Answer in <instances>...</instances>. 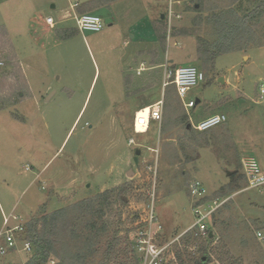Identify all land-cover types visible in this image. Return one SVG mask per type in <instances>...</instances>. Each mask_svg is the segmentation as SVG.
Returning a JSON list of instances; mask_svg holds the SVG:
<instances>
[{
    "label": "rangeland",
    "instance_id": "obj_1",
    "mask_svg": "<svg viewBox=\"0 0 264 264\" xmlns=\"http://www.w3.org/2000/svg\"><path fill=\"white\" fill-rule=\"evenodd\" d=\"M76 1L15 0L0 12V231L14 212L40 221L54 242L46 224L68 209L48 253L55 264H101L115 235L126 252L120 261L138 264L129 242L154 203L159 242L170 245L165 264L203 256L206 264H264V194L247 190L241 165L254 157L264 170V20L238 32L237 50L212 68L198 52L222 40L223 21L244 19L264 0H195L171 26L162 19L167 0H83L101 7L87 11L103 20L101 32L61 22ZM49 16L61 24L47 26ZM185 66L206 76L184 100L194 108L174 84L165 87L166 71ZM163 98L161 127L136 132L137 113ZM209 114L227 122L193 129ZM194 181L207 203H223L208 223L211 239L187 232ZM93 218L98 230L87 236Z\"/></svg>",
    "mask_w": 264,
    "mask_h": 264
},
{
    "label": "built area",
    "instance_id": "obj_2",
    "mask_svg": "<svg viewBox=\"0 0 264 264\" xmlns=\"http://www.w3.org/2000/svg\"><path fill=\"white\" fill-rule=\"evenodd\" d=\"M168 11L164 14V20L170 26L177 20L183 19V10L194 5L195 0H167ZM78 3H74L71 8L64 12L61 22L71 20L78 30L89 32H101L105 25L103 20L94 14H79ZM53 17L46 18V24L55 28L59 23ZM4 63L0 61V67ZM165 87L169 84L176 86L179 99L184 103L189 91L206 81L205 73L195 66L178 67L174 70L166 71ZM261 99L264 98V86L261 89ZM165 101L164 98L158 100L148 107V114L137 113L134 126L136 132L138 126L145 128L148 132L153 123H158L159 128L163 121ZM186 108H194L196 103L192 100L184 103ZM227 117L223 114L212 115L200 121L194 129L200 133L208 132L218 126L224 125ZM242 172L247 181V190H258L264 194V170L258 160L254 157H244L241 159ZM190 194L193 199V213L195 222L187 232L195 233L203 237L208 236L210 231L209 221L213 214L223 203L214 202L213 205L206 202L208 197L206 189L200 181H194L190 185ZM135 235L133 239L134 249L141 259V264H165L167 262V252L170 245H163L159 242L163 225L156 215L154 203L149 208L146 217H142L135 224ZM259 239L264 240L261 232L257 233ZM33 244L28 237V223L20 215L11 213L4 217V224L0 231V264H28L32 259ZM49 264H55L53 260Z\"/></svg>",
    "mask_w": 264,
    "mask_h": 264
},
{
    "label": "trees",
    "instance_id": "obj_3",
    "mask_svg": "<svg viewBox=\"0 0 264 264\" xmlns=\"http://www.w3.org/2000/svg\"><path fill=\"white\" fill-rule=\"evenodd\" d=\"M106 3H110V1L112 0H106ZM115 1V0H114ZM93 3L91 4H87L85 6V9L88 10H92L95 7H92ZM233 10V9H232ZM234 10L231 11V16L234 15ZM222 14L217 18L219 21H221ZM230 20V19H229ZM223 21L222 24L223 26H225V34L222 35V40L217 41L215 44L211 45L208 42L204 43V46L200 47L199 49V54H203L205 56H207V62H210V67L212 68L213 66V61L215 60V58L223 53H227L231 50H237V48L235 47V43L236 41L234 40L237 36H238V32H240L241 30H250L249 26L252 25L253 23L256 22H262L264 20V5L261 6H257L255 9H253L252 11L249 12L248 15H246L244 17V19L242 18H238V21L234 22V21ZM201 60L203 61V59L201 58ZM189 124V123H188ZM187 124V126H188ZM188 129V127H187ZM236 175L231 174V177L234 178ZM81 207L80 205H78V208ZM67 212L68 209H64L59 213H55V215L51 218L52 222H48V217H45V224L48 226L51 224V227L54 229L49 230V235L54 238V242L52 239L46 238V236L42 235V233H40L39 231V222L38 220H33L32 223L29 225L28 224V237L29 239L32 241L33 244V256L32 259L28 262V264H48L52 259H49L50 257L48 256V253L51 252L50 250L53 247V244L56 242V237L59 236L61 233H57V229L58 225H59V218H67ZM86 216V215H85ZM82 220V216L80 217ZM92 223V228H89L88 231V235L89 234H93L92 230H96L97 229V221L95 218L92 219L91 221ZM71 225V224H70ZM64 227L63 224L61 223L60 228ZM59 228V229H60ZM99 228V227H98ZM58 229V230H59ZM98 230V229H97ZM96 230V231H97ZM73 231L77 232V225L73 226ZM73 233V232H72ZM119 234V233H117ZM191 235H193L196 238L201 237V235H195V233H190ZM48 235V236H49ZM208 238L211 239L213 238V235H211L210 231L208 233ZM119 240H121V238L118 235H115V237L113 238V240L108 244H107V250L105 252V259L103 262H101V264H110V263H115V264H123L120 260H121V256H123L126 252L125 250H120L118 247L120 246V242ZM129 241V240H128ZM130 247H133V251H134V246L132 244H130ZM135 252V251H134ZM139 255L135 256L136 261L138 264L141 263V259ZM81 259V258H80ZM208 262V257L207 256H203L202 259H200V261H196V264H206ZM100 264V263H99Z\"/></svg>",
    "mask_w": 264,
    "mask_h": 264
},
{
    "label": "crops",
    "instance_id": "obj_4",
    "mask_svg": "<svg viewBox=\"0 0 264 264\" xmlns=\"http://www.w3.org/2000/svg\"><path fill=\"white\" fill-rule=\"evenodd\" d=\"M15 0H0V12H1V10H2V8L6 5V4H12V2H14ZM82 1V2H81ZM75 3H78L79 4V7L77 8V11H78V13L79 14H86V13H88V14H92V13H89V12H87V10L85 9V6L88 4V3H86V5L83 3V0H77ZM91 4V3H90ZM73 5V4H72ZM55 7L56 6H53V9H55ZM98 8H101V7H98ZM97 7L96 8H94V9H92V10H89V11H92V12H94V11H96L97 9H98ZM70 9V8H69ZM69 9H65V10H62L61 12L64 14V12L65 11H67V10H69ZM82 12V13H81ZM63 16V15H62ZM62 16H61V18H62ZM49 17H52V16H49ZM49 17H47V18H49ZM45 21H46V19H45ZM71 21V20H70ZM65 22H69V20L68 21H65ZM74 23V22H73ZM75 24V23H74ZM47 25V24H46ZM48 26V25H47ZM50 27V26H49ZM57 27V26H56ZM55 27V28H56ZM54 29V28H53ZM145 61L144 62H142V65H144L145 66ZM171 63H172V65H175L174 64V60H172L171 59ZM176 68H178V67H176ZM138 70V72H143L145 69H143L142 68V70L140 71V69H137ZM143 74L144 73H140V77H142L143 76ZM141 82L143 83V82H145V79H143V78H141ZM192 101V100H191ZM197 103H200V101L198 100L197 101ZM212 115H217V114H209V115H205V116H203L202 117V119H201V121L202 120H204V119H206V118H208V117H210V116H212ZM190 124H188V126H189ZM187 126V127H188ZM191 127H192V125H191ZM190 129V128H189ZM194 129V128H193Z\"/></svg>",
    "mask_w": 264,
    "mask_h": 264
},
{
    "label": "bare ground",
    "instance_id": "obj_5",
    "mask_svg": "<svg viewBox=\"0 0 264 264\" xmlns=\"http://www.w3.org/2000/svg\"><path fill=\"white\" fill-rule=\"evenodd\" d=\"M142 113H144V115L148 114V108H146L145 111ZM144 132H145V128L138 126V133H144Z\"/></svg>",
    "mask_w": 264,
    "mask_h": 264
},
{
    "label": "water",
    "instance_id": "obj_6",
    "mask_svg": "<svg viewBox=\"0 0 264 264\" xmlns=\"http://www.w3.org/2000/svg\"><path fill=\"white\" fill-rule=\"evenodd\" d=\"M162 19H164V15H162ZM191 128V124L188 126V129ZM138 155L140 154V152L137 153Z\"/></svg>",
    "mask_w": 264,
    "mask_h": 264
}]
</instances>
